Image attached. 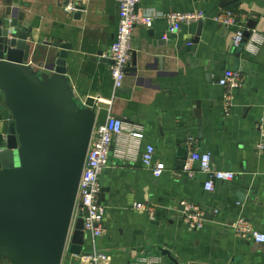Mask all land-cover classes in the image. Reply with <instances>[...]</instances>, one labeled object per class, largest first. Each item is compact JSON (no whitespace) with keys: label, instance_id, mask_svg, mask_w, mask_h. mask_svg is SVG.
<instances>
[{"label":"crops","instance_id":"1","mask_svg":"<svg viewBox=\"0 0 264 264\" xmlns=\"http://www.w3.org/2000/svg\"><path fill=\"white\" fill-rule=\"evenodd\" d=\"M226 1L141 0L138 13L157 18L150 30L135 27L131 64L114 94L108 59L118 26L114 0H0V20H16L18 30L28 31L34 68L46 74L55 70L58 50L47 44L71 49L67 75L81 103L96 108L95 125L105 121L110 105L128 129L143 130L138 146L127 131L113 143L100 174L98 199L106 215L96 264H135L138 258L157 264H264V243L241 241L231 229L243 218L264 234V151H256L257 123L264 115V44L256 56L242 49L236 56L233 31L209 18L184 24L165 38L168 22L162 15L221 9L236 11L247 32L264 35V0H236L222 7ZM236 60L243 83L226 115L218 79L225 70L234 71ZM7 122L0 93V141ZM189 137L196 141L191 148ZM146 144L153 146L154 161L164 170L158 178L141 165ZM194 149L210 152L213 170L233 172L235 178L217 181L207 192V175L196 163L192 174L183 170ZM184 203L202 211L201 229L183 222ZM135 205L152 208L154 219ZM68 248L69 241L61 264H93L83 259L93 253L88 237L80 256Z\"/></svg>","mask_w":264,"mask_h":264},{"label":"water","instance_id":"2","mask_svg":"<svg viewBox=\"0 0 264 264\" xmlns=\"http://www.w3.org/2000/svg\"><path fill=\"white\" fill-rule=\"evenodd\" d=\"M27 33L16 20H0V93L8 112L0 141V264H61L68 241L75 256L85 245L82 214L73 219L96 108L83 105L72 87L71 49L47 44L58 52L55 70L46 74L29 64Z\"/></svg>","mask_w":264,"mask_h":264},{"label":"built area","instance_id":"3","mask_svg":"<svg viewBox=\"0 0 264 264\" xmlns=\"http://www.w3.org/2000/svg\"><path fill=\"white\" fill-rule=\"evenodd\" d=\"M118 6V26L115 40L108 52V59L111 61L109 72L113 81V93L115 94L121 87L126 72L132 60V35L136 26L141 25L146 29H151L156 20L154 15H140L138 6L141 0H114ZM72 10V6H67ZM162 17L168 22L165 38L169 34H175L182 25L191 22H197L203 19H211L220 27L233 31L232 47L242 51L249 56H256L264 44V35L251 31L248 38H245V28L240 22L236 11L231 9H221L216 13L196 12L191 14H165ZM243 77L240 72L225 70L218 79V85L224 90L223 110L226 115L233 108L234 94L241 88ZM107 116L105 121L94 127L90 146L86 155V160L80 182L78 186L77 201L75 213L81 212L83 216V232L89 238L93 253L83 259H89L93 264L97 263L96 242L103 235L106 209L99 203L100 193V174L107 167L111 148L113 143L124 136L127 131L129 140L137 146L144 139L143 130L140 126H134L128 129L123 121L111 113L108 105ZM257 128L260 133V140L256 144V151H264V115L258 120ZM6 139V134L2 136ZM196 141L189 137L187 146L191 148ZM116 156L123 158V152L116 150ZM155 150L152 145L146 144L140 155L141 165L151 171L155 178L163 173V169L154 161ZM196 163L201 173L207 175V181L204 183V189L212 192L214 184L217 181H231L235 174L229 171H215L212 168V155L210 152H203L194 149L190 152L184 172L192 174L191 165ZM183 207V222L192 229L199 230L203 227V213L197 208L187 204H181ZM136 210H146L151 220L154 219L152 208H145L142 205H135ZM232 232L236 238L241 241H249L257 244L264 243V234L257 231L251 222L239 218L231 225ZM135 264H157L156 262L147 261L145 258H138Z\"/></svg>","mask_w":264,"mask_h":264}]
</instances>
